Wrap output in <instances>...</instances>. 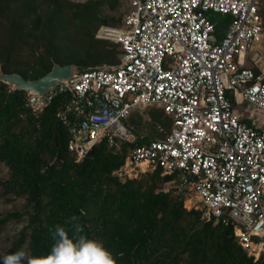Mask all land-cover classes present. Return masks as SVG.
<instances>
[{
	"label": "built area",
	"instance_id": "obj_1",
	"mask_svg": "<svg viewBox=\"0 0 264 264\" xmlns=\"http://www.w3.org/2000/svg\"><path fill=\"white\" fill-rule=\"evenodd\" d=\"M259 3L127 0L122 24L101 26L96 34L120 45L118 64L73 70L47 95H27V105L37 110L56 93L70 94L57 116L77 160L102 138L118 148L134 142L130 115L161 109L171 128L157 125L163 136L129 148L113 174L122 180L159 168L180 196L196 198L203 222L232 226L254 260L264 256V129L244 121L235 104L264 112ZM211 13L230 17L223 33ZM106 28L118 32L102 35Z\"/></svg>",
	"mask_w": 264,
	"mask_h": 264
},
{
	"label": "trees",
	"instance_id": "obj_2",
	"mask_svg": "<svg viewBox=\"0 0 264 264\" xmlns=\"http://www.w3.org/2000/svg\"><path fill=\"white\" fill-rule=\"evenodd\" d=\"M106 5L116 10L121 2L0 0L2 71L36 79L53 63L72 64L76 71L118 64L120 45L95 37L93 30L108 23L100 12ZM259 12L264 20V0ZM111 29L102 31L107 35ZM69 99L68 92H59L33 110L24 90H10L0 81V162L10 171L5 185L25 198L22 211L0 217V229L13 219L27 218L4 255L24 250L27 243L29 264H43L52 243L49 230L60 225L71 237L70 217L76 216L82 234L102 242L117 264H264V256L254 260L247 255L232 226L214 220L199 226L202 212L187 210L182 196L163 191L172 178L161 175L159 168L147 179L121 180L113 174L124 164L129 148L163 136L158 124L166 131L171 128L172 120L161 109H149L155 136L140 138L134 128L141 129L145 122L140 113H132L127 123L134 142H119L118 148L102 138L77 160L67 146V128L57 116Z\"/></svg>",
	"mask_w": 264,
	"mask_h": 264
},
{
	"label": "rangeland",
	"instance_id": "obj_3",
	"mask_svg": "<svg viewBox=\"0 0 264 264\" xmlns=\"http://www.w3.org/2000/svg\"><path fill=\"white\" fill-rule=\"evenodd\" d=\"M73 2H85L87 0L84 1H77V0H70ZM121 5L116 9V10H111L110 8H108V6H102L101 8V16L107 18L108 23L107 25H111V26H120L121 21H122V17L126 11L127 8V0H120ZM211 16L213 19H216V21L218 22V32L223 33L227 27V25L230 22V17L225 16V17H221V16H216L214 14L211 13ZM101 26H99L100 28ZM97 27L93 28V30L95 31V37L97 34V31L99 29ZM72 29V28H71ZM116 31H109L107 34L109 36H113L114 33ZM102 35H105L104 32H101ZM107 36V35H105ZM120 46H117V48H119ZM120 56V54H119ZM110 64H102L100 66L97 67H101V68H105L107 66H109ZM77 67H73V70L76 71ZM27 94V93H26ZM28 95V94H27ZM237 110L241 109L242 107L236 105ZM150 109V108H149ZM149 109H145L142 111H138V112H134L133 115H135L136 113H140L143 117L144 120V125L141 129H136V134H141V135H147V136H155V134L153 133V129H156V127L154 128V123L151 122V118L149 116ZM129 122V121H128ZM157 125V124H156ZM155 125V126H156ZM159 125V124H158ZM150 173H152V169L148 168L140 173L137 174L138 178L141 179H147L150 176ZM10 177V171L8 169V167L3 163L0 162V217L11 213V212H15V211H22L24 209V204H25V198L24 197H16L15 193L13 192V189L10 186H6L5 183L8 181ZM122 180H124V178H122ZM164 187L170 188L171 191H173L174 193L177 194V190L174 187V184L172 183H166ZM183 207L186 208L187 210L189 209H197L199 211L202 212V210H200V204L196 203V198L191 195L190 197L184 198L183 200ZM27 222V218L24 216L21 219H13L11 221H9L8 223H6L4 226H2V228L0 229V257H2L4 255V253L11 247L13 241L17 238L20 230L26 225ZM202 219H201V223L199 224V226H202ZM27 243L25 244L24 247V252L26 254L25 256V260L27 261V264H29L28 261V257H29V250L27 247Z\"/></svg>",
	"mask_w": 264,
	"mask_h": 264
},
{
	"label": "clouds",
	"instance_id": "obj_4",
	"mask_svg": "<svg viewBox=\"0 0 264 264\" xmlns=\"http://www.w3.org/2000/svg\"><path fill=\"white\" fill-rule=\"evenodd\" d=\"M76 216L70 217L71 231L60 225L49 230L52 241L50 252L43 264H117L112 253L102 242L90 240L82 234ZM23 249L0 257V264H27ZM32 264H35L33 261Z\"/></svg>",
	"mask_w": 264,
	"mask_h": 264
},
{
	"label": "water",
	"instance_id": "obj_5",
	"mask_svg": "<svg viewBox=\"0 0 264 264\" xmlns=\"http://www.w3.org/2000/svg\"><path fill=\"white\" fill-rule=\"evenodd\" d=\"M73 67L72 64L61 66L53 63L49 72L36 79H25L17 73H4L0 67V81L7 84L10 90H24L27 94L43 97L53 91L60 82L70 77Z\"/></svg>",
	"mask_w": 264,
	"mask_h": 264
},
{
	"label": "crops",
	"instance_id": "obj_6",
	"mask_svg": "<svg viewBox=\"0 0 264 264\" xmlns=\"http://www.w3.org/2000/svg\"><path fill=\"white\" fill-rule=\"evenodd\" d=\"M111 30L116 31L114 34L118 32L116 29H111ZM247 64L248 65L252 64V62L248 61ZM236 105L242 108L237 110ZM235 108L239 112V114L241 115L244 121H246L247 123H252L253 121L255 122V124L260 125V127L264 129V112L256 109H249L248 107H246V105H240V104H235Z\"/></svg>",
	"mask_w": 264,
	"mask_h": 264
},
{
	"label": "bare ground",
	"instance_id": "obj_7",
	"mask_svg": "<svg viewBox=\"0 0 264 264\" xmlns=\"http://www.w3.org/2000/svg\"><path fill=\"white\" fill-rule=\"evenodd\" d=\"M118 31V30H117Z\"/></svg>",
	"mask_w": 264,
	"mask_h": 264
}]
</instances>
